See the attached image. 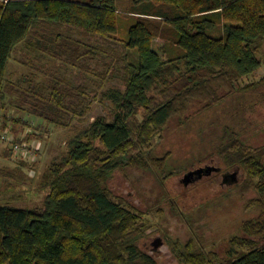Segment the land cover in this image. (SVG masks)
<instances>
[{"label":"trees","instance_id":"16d2710c","mask_svg":"<svg viewBox=\"0 0 264 264\" xmlns=\"http://www.w3.org/2000/svg\"><path fill=\"white\" fill-rule=\"evenodd\" d=\"M120 16L117 0H0L2 96L21 42L64 54L70 66L69 75L49 74L45 84L20 79L29 83L24 96L32 112L50 122L69 126L83 119L90 73L124 84L102 93L114 105L109 118L73 125L65 151L41 175L46 192L39 205L0 203V264H159L140 245L148 230L143 214L112 196L109 181L115 171L130 169L163 179L208 154L225 169H243L238 189L255 192L249 205L256 215L230 236L224 258L194 229L167 238L172 253L179 264H264V141L258 142L264 77L242 82L261 65L264 0H130L124 16L134 22L126 39L117 36ZM52 25L86 40L53 35ZM199 118L207 126L205 145L170 166L172 154L158 156L153 140L173 119L183 129Z\"/></svg>","mask_w":264,"mask_h":264},{"label":"rangeland","instance_id":"374dc122","mask_svg":"<svg viewBox=\"0 0 264 264\" xmlns=\"http://www.w3.org/2000/svg\"><path fill=\"white\" fill-rule=\"evenodd\" d=\"M117 6L119 13H122L117 36L126 39L128 28L134 22L133 18L124 16V12L130 8V0H117ZM50 31L53 35L61 33L74 40H86L79 31L66 26L52 25L48 32ZM157 43L155 40L154 44ZM133 52L136 57V51ZM64 57V54L54 51L42 52L28 47L25 42L18 44L10 57L6 74L7 86L4 88V95L0 93L1 204L21 207L39 205L46 192L40 187L41 175L53 158L65 151L68 139L75 133L73 125L85 127L98 115L109 118L114 105L102 93L109 88L124 89V84L118 79L101 81L97 74L90 73V108L82 120L75 117L71 125L61 126L36 116L24 96L29 83L20 79L27 76L45 84L49 74L69 75L70 66L63 61ZM258 57L260 67L252 75L244 77L243 83L264 77V42L258 48ZM258 119L264 122V108L262 114H258ZM204 128L207 126L203 125L202 118L197 119L193 126L183 129L177 119L171 120L163 137L153 140L156 154L162 156L171 153L170 166L183 163L200 146L202 148L205 145L202 139L206 138L207 130L204 131ZM26 138L31 140L27 141ZM258 139V142L264 141V130ZM12 142L19 147L13 148L15 144ZM208 165L218 167L219 171L193 178L187 184L182 180L187 171ZM228 173L234 174L225 178L224 175ZM160 176L150 170H117L109 181L112 196L122 197L130 206L140 211L148 224L147 235L141 240V247L152 253L159 264H179L167 238H184L194 229L206 238L208 248H214L219 257L224 258L230 236L240 234V223L256 215V210L249 205L255 192L252 189L240 192L238 189L245 180L243 169L239 166L225 169L220 166V159L216 155L208 154L194 164L175 168L173 173L163 179ZM157 237L161 238L162 244L155 246Z\"/></svg>","mask_w":264,"mask_h":264},{"label":"water","instance_id":"95a60500","mask_svg":"<svg viewBox=\"0 0 264 264\" xmlns=\"http://www.w3.org/2000/svg\"><path fill=\"white\" fill-rule=\"evenodd\" d=\"M218 167L213 166V165H208L206 167H196L194 169H191L189 171H187L183 177L182 180L184 181L185 184H187L188 182H190L193 178H199L201 177L203 174H209L211 171L213 170H217ZM234 173H228L225 174L224 177L226 178L227 176H233ZM155 241H157L155 243V246H157L158 244H162V240L160 237L155 238Z\"/></svg>","mask_w":264,"mask_h":264},{"label":"built area","instance_id":"2783aa9c","mask_svg":"<svg viewBox=\"0 0 264 264\" xmlns=\"http://www.w3.org/2000/svg\"><path fill=\"white\" fill-rule=\"evenodd\" d=\"M3 137H4V136H3ZM12 144H15L13 148H15V147L18 148V147H19V145H17L16 143H13V142H12Z\"/></svg>","mask_w":264,"mask_h":264},{"label":"flooded vegetation","instance_id":"af4514ba","mask_svg":"<svg viewBox=\"0 0 264 264\" xmlns=\"http://www.w3.org/2000/svg\"><path fill=\"white\" fill-rule=\"evenodd\" d=\"M213 171H219V168L217 170H213Z\"/></svg>","mask_w":264,"mask_h":264}]
</instances>
